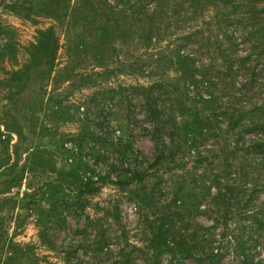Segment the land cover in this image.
Listing matches in <instances>:
<instances>
[{"label": "trees", "instance_id": "16d2710c", "mask_svg": "<svg viewBox=\"0 0 264 264\" xmlns=\"http://www.w3.org/2000/svg\"><path fill=\"white\" fill-rule=\"evenodd\" d=\"M7 8L25 19L55 20L64 28L66 44L74 43L79 59L88 55L90 63L105 68L113 56L119 60L124 47L140 46L150 52L140 70L159 74L156 80L123 90L130 120L132 98L138 99L140 122L150 127L145 130L154 141V153L152 160L139 163L128 136H120L125 143L123 162L111 169L123 171L116 184L123 191L134 187L137 208L146 210L145 240L142 248L123 247L108 264H132L137 251L144 264H162L163 257L178 264L186 256L196 264H220L224 242H234L244 264H253L255 257V264H264V201L253 196L264 183V0H15ZM178 26L180 31L175 30ZM235 27L247 35L245 54L232 42L229 31ZM59 39L49 26L37 30L32 42L50 67ZM188 44L194 53L183 51ZM15 45L9 37L0 51ZM111 51L116 54L107 55ZM28 69L12 70L11 79H0V88L11 90L15 80L25 84ZM78 77L75 73L62 80ZM259 81L262 92L255 95L261 102L249 95ZM101 94L91 100L97 102ZM75 105L78 119L81 106ZM81 121L80 140L94 136L107 143L102 134L93 135L88 115ZM246 132L256 136L245 138ZM99 152L96 149V159ZM105 178H87L74 197L68 190L63 199L49 201L46 219L61 227L69 214L81 219ZM118 212L116 203L103 210L105 217L115 218ZM202 214L212 222L209 226L197 221ZM82 224L77 234L86 236L91 225L97 229L88 243L91 252L109 253V235L100 220L86 215ZM45 241L59 250L50 237ZM253 246L261 248L254 258L249 252ZM73 250L65 251V264H73Z\"/></svg>", "mask_w": 264, "mask_h": 264}, {"label": "rangeland", "instance_id": "374dc122", "mask_svg": "<svg viewBox=\"0 0 264 264\" xmlns=\"http://www.w3.org/2000/svg\"><path fill=\"white\" fill-rule=\"evenodd\" d=\"M12 1L15 0H0V24L4 28L0 31V50L7 38L16 42V47L9 51L7 48L0 51V79H11L10 72L14 69L23 66L29 69L25 84L15 80L11 90L0 88V264H65L64 253L71 249H74L71 252L73 264H108L123 247L124 250L142 248L145 240L146 210L137 208L134 187L123 191L116 184L123 171L111 169L112 165L123 162L121 153L125 143L119 140L120 136H128L139 163L148 158L152 160L154 153V141L145 130L150 127L140 122L143 116L138 99L132 98L134 116L130 120L123 90L132 85L147 84L159 78V74L140 70L139 66L150 59V52L140 50V46L124 47L119 60L113 56L107 68L97 62H93L96 66L93 67L88 55L78 58L74 43L66 44L64 28L55 20L45 16L22 18L7 8ZM49 26H53L60 37L51 67L48 59L47 62L44 60V54L32 46L37 30ZM241 29L235 27L229 33L238 53L245 54L249 44ZM175 30L180 31L179 26ZM166 44L164 41L161 45ZM187 46L183 51L192 53V44ZM115 54L111 51L107 55ZM75 73L79 76L76 81L62 80ZM259 83L249 93L253 101L259 98L255 92H262ZM97 92L102 94L96 102L91 97ZM75 104L81 106L78 119ZM87 115L93 135L102 134L107 139L106 144L97 142L94 136L80 140L83 135L81 118ZM250 136L254 138L256 133H245V138ZM96 149L100 150L97 159ZM104 176L101 190L90 198L81 219L69 214L65 218V227L46 219L49 201L57 197L63 199V193L68 190L74 197L81 182L87 178L101 180ZM263 184H258L253 194L258 201H264ZM109 203L118 206L115 218L105 217L103 213ZM86 215L99 219L107 229L109 253H92L88 248L97 230L95 226L89 227L86 236L77 234L76 229L82 227ZM197 221L206 226L212 223L203 214ZM49 237L57 243L59 250L50 248L45 241ZM220 246L224 254L220 264H244L241 251L234 250V242H224ZM260 251V246L249 250L253 258ZM142 257L135 252L132 264H144ZM257 260L255 257L253 264ZM175 263L169 262L167 257L162 258V264ZM178 264L196 262L186 256Z\"/></svg>", "mask_w": 264, "mask_h": 264}]
</instances>
